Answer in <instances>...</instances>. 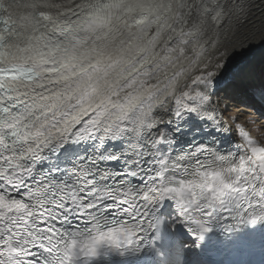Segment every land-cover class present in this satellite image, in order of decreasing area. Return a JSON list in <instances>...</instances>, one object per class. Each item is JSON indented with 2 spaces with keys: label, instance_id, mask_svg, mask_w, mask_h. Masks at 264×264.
<instances>
[{
  "label": "snow or ice",
  "instance_id": "6c2138e0",
  "mask_svg": "<svg viewBox=\"0 0 264 264\" xmlns=\"http://www.w3.org/2000/svg\"><path fill=\"white\" fill-rule=\"evenodd\" d=\"M250 124L264 0H0V264H264Z\"/></svg>",
  "mask_w": 264,
  "mask_h": 264
},
{
  "label": "rangeland",
  "instance_id": "374dc122",
  "mask_svg": "<svg viewBox=\"0 0 264 264\" xmlns=\"http://www.w3.org/2000/svg\"><path fill=\"white\" fill-rule=\"evenodd\" d=\"M240 113H242V112H240ZM229 114H231V111L229 112ZM238 119H237L238 123H241V122L244 123V121H250L252 119V117L248 114H243L240 118L241 120L238 121ZM249 127L254 129L253 134H255V136H264V128H259L258 124H250Z\"/></svg>",
  "mask_w": 264,
  "mask_h": 264
},
{
  "label": "bare ground",
  "instance_id": "6f19581e",
  "mask_svg": "<svg viewBox=\"0 0 264 264\" xmlns=\"http://www.w3.org/2000/svg\"><path fill=\"white\" fill-rule=\"evenodd\" d=\"M230 111H231V114H228L229 116H236L238 118L239 117L241 118L242 114L240 112H242V111L247 112V113H252V111L250 109H246L243 105H241L239 108H232ZM240 118L238 119V121L241 120ZM252 118H256V116H253ZM239 124H243V122H241Z\"/></svg>",
  "mask_w": 264,
  "mask_h": 264
}]
</instances>
